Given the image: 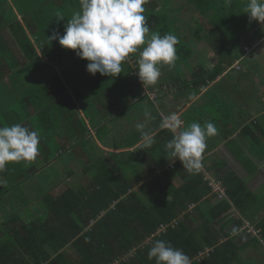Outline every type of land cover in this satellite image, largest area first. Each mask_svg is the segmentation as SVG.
<instances>
[{"label": "crops", "instance_id": "crops-1", "mask_svg": "<svg viewBox=\"0 0 264 264\" xmlns=\"http://www.w3.org/2000/svg\"><path fill=\"white\" fill-rule=\"evenodd\" d=\"M189 5L187 0H148L144 5L145 16L157 15L172 20L177 35L190 45L192 57L176 68H161L158 81L154 85L147 84L150 91L159 90L158 86L165 84L176 88L174 94H162L158 108H152L149 100L142 98L144 85L136 74L139 52L130 54L122 62L121 74L112 78L87 73L88 61L61 48L57 41L49 42L47 37L53 32L63 35L66 21L80 9V0H0V50L12 52L18 65L26 67L24 74L16 72L0 82V109L8 116L0 115V125H12L23 118L31 130L47 124L51 128L49 138L39 146L35 161L8 163L0 173V264H19L23 252L19 250V256L15 258L13 244L22 240L31 242L35 237L18 234L17 228L43 220L45 198L62 196L70 191L71 185H76L77 189L85 188L83 185L90 177H95L97 164L103 158L110 160L112 167L122 163L135 193L145 200L147 195L140 192L145 189L144 185L172 170L179 161L165 156L164 147L150 150L153 146L163 145L162 140L147 146L136 128L138 123H143V131L152 137L169 130L162 127L163 114L167 117L175 114L184 122V128L192 122L200 123L199 117L201 120L211 118L209 122L215 123L218 134L207 138L201 171L213 179L233 173L245 184L250 196L239 199L240 208L233 205L227 195V199L222 200L233 209L220 220L233 218L242 222V226L228 239L219 242L215 253L210 252L201 259L199 255L209 252L211 243L219 236L203 228L209 209L216 205L211 199L219 200L209 193L198 213L193 211L195 207L191 208L195 217H191L186 226L201 248L194 258L200 264H264V80L257 74L258 69L264 71V42L251 53L245 50V47L261 43L264 37L259 39L251 34L248 39H242L231 51L232 63L227 65L228 59L219 60L209 41L199 43L202 35L211 37V31ZM13 18L17 19L32 45L44 44L43 53L37 50L42 64L23 59L19 37L10 31L11 22L5 21ZM33 34H39L40 38L36 39ZM41 37L48 42L44 43ZM9 55L0 56V63L6 65ZM218 64L224 69L213 77ZM236 64L241 67L240 71L235 69ZM202 66L206 70L201 69ZM198 73L207 78V83L195 95L192 83L196 82ZM136 77L139 81L134 80ZM106 91L108 97L102 96ZM67 100L70 104L64 106ZM72 110L78 114L76 119L64 114ZM87 113L96 119L100 135L91 125ZM81 121L95 139L80 153L74 150L79 142H75L71 133L73 128L81 127ZM152 154L163 169L155 170L157 165H154ZM204 183L207 185L206 181ZM173 184L176 189L184 185L179 178ZM208 199L211 200L209 204L206 203ZM246 224L260 232L262 244L242 234L247 231ZM215 226L218 230L219 225ZM32 248L26 246L28 252H32Z\"/></svg>", "mask_w": 264, "mask_h": 264}, {"label": "trees", "instance_id": "trees-1", "mask_svg": "<svg viewBox=\"0 0 264 264\" xmlns=\"http://www.w3.org/2000/svg\"><path fill=\"white\" fill-rule=\"evenodd\" d=\"M187 2L190 4L189 6H193L203 24H206V27L211 31V37L209 34L208 36L204 34L199 43L205 40L209 41L219 60L227 61L228 59L227 65L232 63L231 57H229L231 51L237 48L242 39H248L251 34L259 39L264 37V24L261 25L263 22L249 20L248 15L243 11L247 0H232L231 6H226L224 0H187ZM11 14L13 15V13ZM146 17L152 32H158L161 36L172 33L179 40L176 45L178 59L174 66H162V69L176 68V65H181L192 58L190 45L177 35L170 18H162L157 15ZM2 18L5 19L3 12ZM5 21L6 23L11 22L9 23L10 31L15 32L19 37L23 59L42 64L37 50L39 49L40 53H43L44 44L39 43L38 48L32 45L16 18ZM33 37L39 39L40 35L33 34ZM41 39L43 41L46 38L41 37ZM0 41H2V36H0ZM9 53L7 64L0 63V82L16 72L21 74L26 72V67L22 66L21 68L18 65L12 52L0 50V56ZM0 60L2 59L0 58ZM221 66L218 64V67L215 68L213 77L222 73L224 68ZM201 69L206 70V67L202 66ZM212 76L208 77L213 78ZM196 78V82L192 84L195 95H198L201 87L207 83V78H203V75L199 73ZM134 80H138L137 77ZM57 81L60 82V80ZM175 84H180V82L175 81ZM158 88L163 95H167V92L168 95L170 92L174 94L176 91L175 87L166 84L160 85ZM139 91L141 90L139 89ZM107 92L102 96L108 97ZM162 94L161 96H163ZM142 98L148 100L143 95ZM68 104L70 103L67 100L64 106ZM150 104L152 108H158L157 105L151 102ZM1 114L8 117L5 113L3 114L2 109H0ZM64 114L75 119L76 116L78 117V114L73 113V110L69 114L67 112ZM64 114L61 113V115ZM87 114L91 125L97 128L96 119L92 114ZM199 118L201 125L205 121H211L209 117L202 118V120L201 117ZM212 119L215 121L216 118ZM24 122V119L21 118L18 123L26 126ZM85 125V122L81 121V127L73 128L71 133V136L76 138L75 142H79L74 146V150L80 153L84 149H88L90 146H87L88 142H93L95 139L91 130ZM46 126L49 129H46ZM34 130H38L41 137L39 146L43 145V142L49 138L50 126L42 125ZM97 130L100 135L101 132L98 128ZM136 134L140 135L139 132ZM173 135L170 130L166 129L155 136L154 140L157 142L161 139V143L165 145L164 143L171 140ZM163 145L153 146L150 150H158L164 147ZM154 155L152 154L151 157L155 162L154 165H157L155 170L163 169L164 167L157 162L158 158ZM165 156H168L166 151ZM97 166L95 177L89 178V181L83 185L85 188L77 189L76 185H71L70 191L62 196L56 198L47 196L44 201L45 216L43 220L30 226L24 225L17 228L20 230L18 234L35 237L31 242L22 240L21 243L17 241L13 244L15 258L19 256V250L23 252L20 261H18L19 264H156L155 258L150 260L147 255L156 240L170 242L173 247L183 250L189 256L191 264H200L199 260L194 257L200 253L201 248L198 246L196 237L187 228L186 222L191 217H195L193 211L198 213L197 210H200L201 203H205L203 200L209 196V193L211 194V190L204 183L206 176L203 171L189 172L187 169H183L182 163L178 161L172 170L154 177L150 183L144 185L145 189L140 192L147 196L143 200L141 194L135 193L134 185L125 174L122 163H118L117 167H112V162L103 158ZM91 171L93 168L90 169V173ZM176 178L183 181L184 185L180 189L174 187L173 181ZM215 180L223 183L228 200L237 208L241 207L239 199L250 197L246 193L245 184L233 173L228 172L222 177L218 175ZM209 200L206 203L209 204L212 200L216 205L209 209V216L203 228L219 234L210 245L211 253H215L218 243L234 234L242 226V222L233 218H230L233 222L228 221L227 218L220 220L222 216L233 209V206L226 201H214V198ZM193 207H195L194 210L190 211ZM174 221L179 223L176 228L171 227ZM215 225H219L218 230ZM38 226L39 230H37ZM161 227L167 229L159 234ZM233 228L235 230H230ZM242 234L248 235L262 244V238L246 232H242ZM26 246L33 247L32 252H28Z\"/></svg>", "mask_w": 264, "mask_h": 264}, {"label": "clouds", "instance_id": "clouds-1", "mask_svg": "<svg viewBox=\"0 0 264 264\" xmlns=\"http://www.w3.org/2000/svg\"><path fill=\"white\" fill-rule=\"evenodd\" d=\"M147 3L148 0H80V9L66 21L63 35L53 32L47 39L88 61L87 73L112 78L121 74L122 62L130 54L139 52L136 74L143 85H154L161 76V67H172L178 59L179 40L172 33L161 36L151 31L144 15ZM224 3L231 6L232 0ZM243 11L249 20L264 22V0H247ZM182 124L175 114L162 124L174 133L164 149L173 161L182 163L183 169L198 172L203 168L207 138L216 136L218 128L209 121L203 125L192 122L187 128H181ZM144 127L143 123L136 125L146 145L151 146L154 137L145 133ZM40 139L38 130L21 123L0 125V173L8 163L35 161ZM147 255L150 260L155 258L156 264H191L183 250L164 240H156Z\"/></svg>", "mask_w": 264, "mask_h": 264}, {"label": "built area", "instance_id": "built-area-1", "mask_svg": "<svg viewBox=\"0 0 264 264\" xmlns=\"http://www.w3.org/2000/svg\"><path fill=\"white\" fill-rule=\"evenodd\" d=\"M264 42V39L261 40V43H257L255 44L253 47H246L245 50L246 52H253L254 50H256L262 43ZM235 69H237V71H240L241 70V67L239 66V64H236L235 65ZM148 90L146 91L145 90V94H144V97H147L149 102L157 105L158 104V101L163 97L161 96L162 92H160L159 90H152V95L150 94H147ZM178 117V116H177ZM171 116L170 117H166V118H163L164 119V122L165 121H168L170 120ZM179 118V117H178ZM181 128H184V122L183 124L181 125ZM179 131V130H178ZM178 131L177 133L175 134H178ZM206 178H205V181L207 182V187L211 190V195L216 197L219 201H222V200H226V194H225V191H224V188L222 187V184L221 182H219L218 180H215L213 178H211L210 176L208 175H205ZM206 199V198H205ZM173 225L171 227L173 228H176L178 226V224L176 222H173L172 223ZM167 228L166 227H161V230L159 231V234L165 232ZM246 232L248 234H252V235H255L256 237L260 238V232L258 231H255L252 229V226L250 224H246ZM263 242V240H262ZM211 251H207L205 253H202L199 255V258L201 259L202 257H204L205 255L209 254Z\"/></svg>", "mask_w": 264, "mask_h": 264}, {"label": "rangeland", "instance_id": "rangeland-1", "mask_svg": "<svg viewBox=\"0 0 264 264\" xmlns=\"http://www.w3.org/2000/svg\"><path fill=\"white\" fill-rule=\"evenodd\" d=\"M189 5V4H188ZM260 48H263V47H260ZM257 74H259V75H261L262 76V79L264 80V78H263V75H264V71L263 70H261V69H258V72H257ZM143 88H144V90H148V92H147V94H150V95H152V92L149 90V87H148V85L147 84H144V86H143ZM161 99H163V97L161 98ZM160 99V100H161ZM160 100L158 101V103L160 102ZM158 105V104H157ZM163 118H166L167 116H164V114L163 115H161ZM58 155V154H57ZM59 156V155H58Z\"/></svg>", "mask_w": 264, "mask_h": 264}, {"label": "water", "instance_id": "water-1", "mask_svg": "<svg viewBox=\"0 0 264 264\" xmlns=\"http://www.w3.org/2000/svg\"><path fill=\"white\" fill-rule=\"evenodd\" d=\"M263 24H264V22L261 25H263Z\"/></svg>", "mask_w": 264, "mask_h": 264}]
</instances>
